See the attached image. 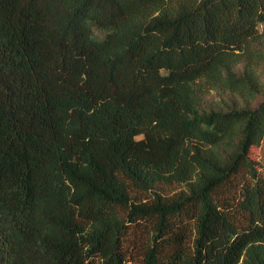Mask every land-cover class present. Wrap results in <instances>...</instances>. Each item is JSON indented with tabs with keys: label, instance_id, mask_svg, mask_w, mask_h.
<instances>
[{
	"label": "trees",
	"instance_id": "1",
	"mask_svg": "<svg viewBox=\"0 0 264 264\" xmlns=\"http://www.w3.org/2000/svg\"><path fill=\"white\" fill-rule=\"evenodd\" d=\"M261 37L264 0H0V264H264V99L207 98Z\"/></svg>",
	"mask_w": 264,
	"mask_h": 264
},
{
	"label": "rangeland",
	"instance_id": "2",
	"mask_svg": "<svg viewBox=\"0 0 264 264\" xmlns=\"http://www.w3.org/2000/svg\"><path fill=\"white\" fill-rule=\"evenodd\" d=\"M255 47L256 50L261 53V58L257 62V72L260 75L259 91H257L253 97H249L248 99L238 95H229L228 93L211 92L207 97L210 106L215 108H240L246 104L256 106L264 99V37H261V40ZM252 157L260 164L259 172L261 176L264 177V138L258 146L252 149ZM181 188V185L172 184L166 187L165 190L166 193L172 194L178 192Z\"/></svg>",
	"mask_w": 264,
	"mask_h": 264
}]
</instances>
